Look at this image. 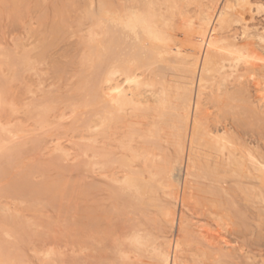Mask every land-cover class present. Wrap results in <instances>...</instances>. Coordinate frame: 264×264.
I'll list each match as a JSON object with an SVG mask.
<instances>
[{
  "label": "bare ground",
  "instance_id": "6f19581e",
  "mask_svg": "<svg viewBox=\"0 0 264 264\" xmlns=\"http://www.w3.org/2000/svg\"><path fill=\"white\" fill-rule=\"evenodd\" d=\"M257 1H259V3H256L254 1L252 2L251 0H207V2H204V0H53V1H51L52 4H50L49 6H47V7L44 6L45 8L42 7L44 9V11H42L43 13H41L42 14L41 19L38 22V24L39 23H40V25L43 24L42 28L44 30H40L38 25L36 26V28L38 27L37 30H36V28L34 29V27L32 25L31 26L33 28L32 27L30 28V30L34 29V31H33L34 33H31V34H33V35L37 34L36 36H38V34L40 33L39 37H41L40 40H38V42L36 41V43H35V40H33L34 43L33 42L32 43L34 45L29 43V44L34 46V47L33 46L31 47V45H30V49L35 48V50L36 49L39 50V48H36V46L39 47L38 45H40L42 43L40 45V47H42L41 48V51H42L41 56L42 57L40 56V54H36V58L38 57L37 55H39L41 57V59L45 56V54L48 52L47 50L50 49V47L55 43L56 39L58 38L57 35H59L61 37V36H64V34H65V36H66L68 30H70L68 32L71 33L72 30L70 27H72V29L73 28L76 29V28L80 27L79 30L77 29L79 32V33H77V35H79L80 32H84V33H82L83 35H80L81 39L79 41V45L82 44L83 46H85L84 47L85 49H82L84 51H83L82 56L80 57V60L78 62L79 68L78 67L76 68V69H78L76 72L77 74L75 73L73 75L75 77L77 76L76 79L74 80L76 82V84H75V86L77 87L76 89L85 88L84 91L82 90L83 93H85L84 95L81 93L77 94V96H79V97L83 95V97L80 98L81 104L79 105V107L80 106L84 107L82 110H84L85 107H87L86 110H88V107H89V111H92V108H94L95 111L91 112V115H93L95 118H91V117L86 118V116H85L86 120L83 119L81 121L82 118L80 119V117H78V121L80 119L82 124L85 126L84 132L86 131L89 134L86 135V132H85L84 135L81 134V136L83 135L82 136L83 138L79 137V138L85 140V142L83 141L84 143L83 142L80 143L82 145V147L80 145L78 148V150L81 149L80 153L83 155L82 156L83 162H82V160L81 161L79 160L81 154L78 155V157H76L77 159H75V162H76V160H79L81 162L80 164L81 165L83 164L85 166V167L82 166L83 170L84 169L88 170L90 167L94 171H97V170L99 171V170L105 169L106 166H107V168H109L108 166H110V168L108 170V171H110L109 173H106L105 172L106 170L103 172L106 173L105 175L114 184L110 193L108 194V198L103 197V195H101L102 194L101 193V194H96L95 199L93 197H91V200L93 201V203H95L97 205V207H100L104 204L103 202L105 200L107 202V199H108L110 201V204L113 203L115 205V208H116V206L118 207L119 205H123V204L127 205V208L131 207L132 201H133V204L136 202V204L138 203V204L143 205L141 212L144 216H147L146 218L144 216L143 217L145 219H147V221H148V219L150 220V221H148V223L150 225L152 223H154V224H152L153 227L151 225V228L155 227L156 229L160 230L164 226H169L171 229L174 228L175 226H176L175 228L178 227L177 233L175 232L176 229L174 231V229L171 230L169 228L171 231H174L176 233V234L174 233L175 234L174 237L172 235L173 233L170 234L169 236L164 235V237H159L161 235H159L157 233H153L150 230L151 228H149L148 224L142 223L144 220L140 221L141 223H139V221L137 220V221L130 222L128 225L124 224L125 226L122 225V227L120 225L119 226L120 229L118 231L116 230L117 231L116 232L115 228H114V226L116 225V222L112 223L113 217L111 216L112 214L110 212H109L110 214H108L105 211V213L107 215H109L107 217L106 215L103 214L104 212L101 213L102 211H100L96 208H93L96 205H94V206H92V208H90L91 207V206L89 207L90 204L89 205L86 204V206L83 204L84 206L81 208V214H80L81 217L80 218L82 219V222L84 223V228H82V225H81V228L83 229L81 232L82 234L81 233H78V234H81L82 239H84L85 245L82 244V245H84L83 246L84 249H82V251H85V249H88L87 251L89 252V253L87 252V254H86V257L89 259V261H87V259L85 260V258H83L84 261L82 260L85 264H87L85 261H87L89 263L91 261L90 264H108L109 262H110V264H112L111 262H113V264H133L135 260L138 262H139V260H141V262L143 260L147 261L148 259L145 260L144 256H146V258L148 257L151 260V263H148V264H187L189 261H196L195 259H197L198 254H199L198 259H199L200 263L198 262V260L196 262L199 264H201L202 261H205V260L207 261V258L205 256H207V257L209 256L210 259H211L210 256H213V258L215 259V260L213 259L214 261H212V259L210 261L208 260L209 262L207 261L206 264L207 263H211V264L213 263L214 264V262H215V264H219L221 262H223V264H228V263L231 264L230 262H228L229 260L231 262L234 261L235 264H254V262H255L254 261L255 260L254 259L255 258V252H254L255 249L252 248L254 250L253 251L252 249H250L251 247L249 248L250 250H252V256L254 255L253 257L250 255L251 251L249 249L247 250V252L250 251L249 253H242L241 251L243 249H241V246L242 245L245 246L246 243L245 244L241 243L240 250H239L238 246H237L238 240L236 241L234 239L236 241V243L234 241V243H233L234 247H233L231 245V242H228L230 239L227 241L228 237L223 236V234H225V233H223L222 237H221L220 228H219V232L217 233V237H216V234L211 233V234L215 235L213 237L209 232L210 228L206 227L208 225L207 223H206L207 224L206 226L205 225H199L200 223L198 221H201L200 219L196 222L195 221L192 222V220H194V218L193 219L189 218L190 217L189 216L187 218L192 219V220H189V219L184 217V215H183V208L184 207L183 206H185L184 204H187L186 206H189V204H188L189 202H186V200H187V198L192 199V197L195 194L194 193L195 191L193 192L194 194L191 193L193 196H191V194L189 193V192H191L190 191L191 190V188H190L191 182H190V184H188L190 186H188L186 184L184 186L185 188L182 187L183 189H181V190H183V193H182L183 196H180L179 193L176 192L178 189L176 190L175 187L176 186L178 187L180 183H178L179 178H177V182L174 180L175 175L173 176V180L178 185H176L174 187L175 189H173L172 186H170V185L176 184L171 178V175H172L171 173H175L172 171H177V170H175L176 165L179 167V163L182 164V162L185 159L186 167L188 166V168H187L188 170H190L189 168H191V170H193V168L197 169L196 167H198L197 171L200 170L199 175H198V181L202 180L203 183H201V181H199V182L193 181V182L198 184V185L204 184V186H201V188H199V189H201L202 192H204L205 194L208 193L213 198L207 194L206 195L204 193L202 194L200 192L201 190L196 188L197 185H196L195 189L194 188L193 189L194 190L198 189L197 191L200 192L199 195L205 196V197L202 196V198H204L203 200H205V198H207V196H208L211 199L210 200L208 199L207 201H210V202L215 201L221 207L229 204L230 207L229 206H227V207L230 208V210L229 209L227 210L224 206V208H225L224 212L226 213L227 211L228 212L230 211L231 215H228V213L224 214L223 210H222V212H223L222 214H224V216H228L229 219L231 217L235 218V219L231 218L232 220H234V221L231 220L232 222H235V220H236V222H238V223L235 222V225H232L231 224L232 222L229 219H228V221H230L231 223L226 222L227 220L225 221V219H223L224 216L221 215V217H220V214L217 215V213H219L220 211L219 212L212 211V213L210 212L211 215L215 213L213 215L214 217L219 216L218 217L219 219L222 218V223L220 222L221 225L224 224V225H226L225 227L228 226V228H229V224H227V223H230L232 227L238 226L237 229L241 228V230H242V228H243L242 232H244V230L247 226L244 227V224L242 222L239 223V221H241V219H238L239 216H237V215H241L240 218L245 217L243 219L244 222L249 220L251 223H253V221H255L256 217H257V219H258V217H259V219L261 218L260 219L261 221H262V217H263V220H264V206H263L264 205V203H263L264 202V152H263V150L261 151L259 148L256 149L254 147L255 145H257L259 143H257L255 141L257 144L254 145V143H253L254 140H252L253 135L251 136L252 138H250L252 140L251 144H249V138H248L247 144L250 145V147H248L247 144L245 143L247 140H244L245 137L247 136L246 133H248V132H245V134H244L243 133L244 131H242V132L240 131V133L243 135V137H244V135H246L244 137V139H241L242 135H240V133H239V135H236V133H235L236 129L233 128L234 127L233 125H231V126H233L232 127L233 129H227L226 126H224V124H223V122H225V124L227 123L225 120V119H227V117H233L234 118L235 114H237V117H240L243 119V123H242L241 119H240L241 122H237V121H239V120H237L239 118L236 119L237 125L235 126V128H237V126L241 124L242 127L239 126L240 130H243L241 128H243L244 125L246 128H248L250 126V128L252 129V127H251L252 125L250 123H249L250 124L249 126L246 125V124H248V122L250 120L252 122H254V120H255V122H256V120L259 118L258 123L257 122L255 123L256 126H258L260 121H262L264 119V116L262 118H260L261 116L258 117L259 114H261L263 111L260 109V106L258 104L259 103L264 104V102H263L264 93H263V95L260 94V96L255 94L256 98H257L256 99L255 95H252V92H248V89H246V88H249L248 84H247V87L245 86L246 88L244 86H241V85H243L241 83L242 82L244 83V81H245V80L243 81V79H247V78H250V79L253 78L254 79V77H253L254 75L255 76L259 75L260 77H258V78H261V75L264 72V55L262 53V51H264V50H261V52H260V53H262L260 56H263V57L259 58L260 57L259 54L256 55V53L252 50V48H250L251 46H253V48L255 50H258V48L256 46L257 44L264 45V44H262L264 42V27L262 29H259L258 27H256V25L254 27V25L249 24L250 21L246 19V18H249L252 21L254 20L255 15L252 16V14L254 13L253 8H254V11L255 10L258 11L257 13H260V11L264 12V4H263L264 0L262 1L263 3L261 2V0H257ZM13 2H11V3H13ZM190 4L191 5L194 4L195 7H194V5L191 7L192 8L194 7L195 9L190 8L191 9L190 10L189 8H186V7L190 6ZM182 10H185L186 14H182V13H184V12H182ZM187 10H188V12H187ZM191 11L193 13H190ZM176 12L182 14V15L180 14L181 17L179 16L180 17L179 22H177V20H179V17H178V13L176 15ZM189 13L192 15L189 16ZM175 15L177 16V18L175 17ZM183 15H184V17H182ZM173 19H175V20H173ZM182 22H184L185 25H183L184 23H182ZM180 25L181 26L183 25V27H182L183 30L180 28L181 27ZM236 25L239 26V27L237 26L238 28H236V30L240 29L239 34H236L235 33L236 30L233 31V29H232ZM184 26H185V29H184ZM177 28L178 29L180 28L179 30L181 31V36L183 39L180 37V32H178L179 30ZM75 29H73V30H75ZM81 29H82V31H81ZM38 30H40V31H38ZM77 30H75V31H77ZM36 32H38V33H36ZM231 32H233L234 34L231 35L232 34ZM29 34H30V32H29ZM31 37L32 36L30 35L29 38H31ZM178 37H180L181 40L178 39ZM25 38H24V40H25ZM19 39L20 38H18L17 41ZM253 40L255 41V43ZM22 41L23 40L18 41V42L20 43ZM77 41H76V43H77ZM18 42L14 41L13 44L17 45L15 47V49L17 52L18 51L21 52L20 55L15 50H14L15 53L13 52L12 48L14 49V47H12V48L9 47L12 50V51L10 49L8 50L10 52V54L7 50L3 51L5 49V47H3L4 49H2V52H4L3 53L4 56H2L3 54L0 52L2 54V55H0V58L2 56L4 61L1 58L0 60L2 62L0 61V65L8 66L11 69L15 65L16 69H18L17 71L16 70L15 71L18 73L20 71L19 69H21V68H22V70L24 69L23 67H24L25 63H27V65H28V64H30V62H32L30 65L31 66L33 65L34 67L30 66L31 67L30 68L29 65L27 67L30 70H33L32 68L36 69V66L34 65V56L31 54V53H33L32 52L33 49L32 50L28 49V46H27L28 44L26 45L25 43H23V44L21 43L22 47H20V48H22V49L17 48V47H19ZM24 42H26V41H24ZM252 43L255 45H252ZM26 46H27V49L25 48ZM254 46H256V47H254ZM263 47L264 46H262V48ZM82 50H81V52H82ZM5 52H8L7 53L8 55ZM11 52H13V54H11ZM38 52H40V50ZM35 53H37V51H35ZM5 56L8 58L9 61L11 59V61L9 62L7 60V58H5ZM256 56H258V59H260V60H258L256 58ZM31 57H33L32 61H30ZM46 57H50V56L48 55ZM46 57H44V58H46ZM52 59L50 61H52ZM42 60H44V59H42ZM7 61H8V65L6 64ZM57 61H59V60L57 59ZM76 61H78V60H76ZM40 62H42V61H40ZM52 62H54V61H52ZM10 63H12V64H10ZM45 63H46V61H45ZM67 63H69V62H67ZM67 63L64 62V64L68 65ZM21 64L23 66H20ZM61 64H63V62ZM9 65H11V67ZM57 67H59V65ZM12 70H14V68ZM25 71L26 70H24L23 72H25ZM58 71L59 70H57V72ZM16 72H14V73H16ZM64 73H66V72H64ZM37 74H38V72H37ZM0 76H2L1 80H3L4 76L3 75H0ZM260 81L263 82V80H260ZM7 83H8V81H7ZM211 83L213 84L214 87L217 88L216 90L214 89V92L212 95L216 101L218 100L217 101L218 103L220 101V97L222 99L221 102L223 103V101H224V98L222 97L223 95H226L227 101H229V100L231 101L232 104L230 103L229 106L234 105V102H235L236 105L243 107V105L246 102L247 108L244 107L245 109L244 108L240 109L239 106H236V105H235L236 107L235 106L234 107L240 109L239 111L241 112V116L242 115L244 116L245 115L244 113H250L251 112L252 115H251L250 120H248L249 119L248 118V119H246L247 122H245L244 118H246V117L245 116H244V118L241 117L239 115L240 112L238 113V111H237L235 114L230 112L232 108L224 109V110H228V112L225 111L226 113H225V115H223L224 111L221 112L222 107L219 106L220 104H216L215 100L212 97L210 99H212L214 101L213 105L216 106L215 108H218V109H215L216 114H218L220 111V113H219L220 116L218 115L220 118H218L217 115H216V118L220 119L219 120L220 123L223 121L221 123V124H223V126L222 125L221 126L224 127V129H221L218 127H213L214 125L217 126L215 121H214V123H215L214 125L212 122L213 126L207 124V123H210L209 122L210 118H208L209 116L203 117V115L207 116L205 114L208 112L205 110L206 108L203 105L205 102H202V100L207 99V98H203L204 97L203 95L206 93L205 91L207 89H210L209 91H213V89H211V87H212ZM237 84H239L241 86V88H243L241 91L239 90L240 86H237ZM208 85L211 87L209 88ZM244 85H246V84H244ZM232 86L233 87L235 86L234 88H236V86H237L238 90L237 89H235V90H236V92L240 93V96H242L243 93L245 94V92L248 93V94L243 95V97H241V99L243 98V100H242L244 103L243 105L238 104L239 103L238 99H236V101H235V98H234V101L231 100V99H233L232 97L235 94L232 95V97H231V95H229L228 93L231 92V94H233L234 90H233V88H231L232 90H228V89H229V87H232ZM72 87H73V85H72ZM71 89H73V88H71ZM50 90L52 91V89H50ZM227 90L230 92H227ZM243 90H245V92ZM46 91L47 90H43L44 93H46ZM250 91H252L251 88H250ZM70 92H71V90H70ZM71 93H73V92H71ZM49 94H51V93H48V95ZM221 94H222V96H221ZM2 95H4V94H2ZM2 95H0V105H2L1 103H5L1 106L2 108L3 107L5 108L7 106V101L3 100L4 98ZM251 95L254 96V98L253 97L252 98L255 99V101L251 100L252 99ZM68 96H67V98H68ZM245 96H246V98H244ZM45 97L47 98V95ZM53 97H50L52 101L50 100V98H49L48 102H47L48 99L47 100L45 99L46 101L42 100L47 105H44L43 104L44 102H42L39 105L41 106L43 104V106H41L39 110L37 107L36 110L39 111V114H37V115H41L42 119L46 118L47 114H50L49 111H52L51 110L52 108L50 107L51 105H49V103L54 101ZM55 99H56V97H55ZM58 99H60V97ZM72 99H73V97H72ZM75 99H77V98H75ZM80 99H78V100H80ZM205 100H203V101H205ZM63 101H65V100H63ZM242 101L240 100V103ZM257 102H259V103H257ZM72 103L75 104V103H78V101L77 102L72 101ZM52 104H54V103H52ZM71 104H70V106H71ZM24 105L25 104H23V106ZM26 105H25V108H26ZM27 107L30 108L28 105H27ZM203 107H204V109H203ZM128 108H130V109H128ZM235 108H233V109L235 110ZM126 109L128 110V113L126 112ZM28 110L29 109H26V112ZM77 110H78L77 108H76V110H74L77 112V113L74 112L75 115H78ZM129 110H131L132 113H134V112L138 113V114H136V116L138 115V117L135 116V113L129 114V112H130ZM30 111H34V110H29V112ZM138 111L139 112L141 111V113H139ZM123 112H124V114H123ZM125 112L127 114H125ZM229 112L234 114V115L230 114V116H229V114H228ZM150 113H152V114H150ZM144 114L145 115L147 114L146 116H148V114L150 116L152 115V117H151L152 119H150V120L148 119L150 116L147 118L149 121H152V124H153V122H155L156 119H159V122H161L162 127H163L160 131L161 135L163 137L162 139H164L165 143L167 141L168 144L170 142V143L175 145V146L173 145L174 147L172 146V148H175V151H176V156L174 155L175 158H172V156H169L167 154L166 150H167L168 146H167L166 150L164 148L162 149L163 146L161 148H159L161 150V152L159 149H157L158 153L156 150H154L155 147L152 149L154 151H152L151 150V146L153 145L152 143L151 144H142V145H140V143H139L140 146L139 145L135 146L136 144H134V147H137L136 149H138L137 150L138 152L136 154H130L126 150H123L127 146L125 147L122 145L125 148L121 147L120 154H119V151H117L118 149L114 148L115 146L113 145L114 144V140H113L114 138L113 137L116 136V133L118 132L117 129L119 128L116 126H118V125L122 126L121 124H123V126H124L125 122H126V125L124 127L128 128L131 125L130 122H132V120H133L130 118V115L131 116L134 115V117L133 116L132 117L136 118L138 121V120H140V118H139L140 115H142L141 118L145 119L146 116ZM253 114L254 115L257 114L258 116H255V119H254L252 117ZM262 114H264V113H262ZM221 115H223V116H221ZM226 115H228V116H226ZM63 116H65V114H61L60 117L58 115V117H59L58 120L59 119L62 120ZM143 116H145V117H143ZM224 116H226V118ZM246 116H247V114H246ZM33 117L35 118L36 116L34 115V116H32V118ZM127 117H129L131 119V121ZM202 117L204 118V122H201ZM247 117H250V115H248ZM39 118H40V116H39ZM63 118H65V117H63ZM205 118H208V119L206 120ZM216 118L213 120H216ZM233 118H230V119H233ZM54 119H56V118H54ZM73 119H74V117H73ZM75 119H77V118H75ZM136 119L133 120L132 124L134 123V121ZM234 119L231 121L235 122ZM216 121H218V120H216ZM263 121L261 122L262 126L264 125ZM56 122H57V120H56ZM139 122H140V124H142V127H144L145 124L147 123V122H144L141 120ZM219 122H217L218 125H220ZM42 123H43V126H45V123L44 122H42ZM229 123H232V122H229ZM0 124L3 125L2 123H0ZM35 124H38V126H39V123L35 122ZM143 124H144V126H143ZM147 124H149V123H147ZM255 124H253L254 129L252 130V133H255L253 131H256L255 130V128H256ZM40 126H42V125H40ZM53 126H51V127H53ZM229 126H230V124H229ZM231 126L230 127L227 126V127L231 128ZM262 126H261V128H263ZM146 127L147 126H145V128H143V129H148ZM239 127L237 129H239ZM8 128H10V126ZM8 128L7 127L0 128L1 129L0 132L5 133L4 138H1V136H0V138H1L0 139V153H1V157L4 156V158H5L4 162H3V163H5V165H3L4 167L0 168V170H2L1 171L2 174L0 173L1 174L0 183L1 184L4 183L6 191L9 194H12L10 196H13V197L17 196L18 198L22 197L24 200L21 199V201H24V202L25 201L28 202L29 198L26 199L27 194L28 195L33 194L36 197V200L38 198H39V200H41L42 196L45 194H48L47 196H49L50 200H53V201L54 200H63V199L66 200V198H70V196L68 197L70 190L67 189L69 187H66V186H69L70 184L68 185L67 180L65 178H63L62 176H60L59 178H56L55 181H50V179H46L44 181H37L36 182L33 180L34 179V172L33 171L31 173L29 170H27L26 173L25 172L20 173V172L14 171V169L16 167L18 168L19 166L20 167L23 166V165H19L20 162H21V164L23 161L25 162L26 157L24 158L23 157L24 155L23 156L21 155L22 154L21 150L24 148L23 144L27 143V140L24 137H23L24 140H18L16 138H14L15 133H13L12 130H10V129L8 130ZM257 129H259L261 132L260 128L257 127ZM44 130H46V128ZM48 130L49 129L47 128V131ZM230 130H235V131H233L235 136L233 135L232 131L231 132H232L233 136L229 134ZM237 131H239V130H237ZM165 132L168 133V134H166L167 136L165 135ZM263 132L264 131H262V133ZM36 133H38L37 130H36ZM36 133H34V132L31 134H25L24 133V134H22V136L27 135L29 137V135L32 136V134H36ZM146 135H148V134H146ZM228 135L231 137H229ZM27 136H25V137H27ZM239 136H240V139L243 140L242 144L244 145V143H245L244 146L242 144H240V140H238ZM255 136H257V135H255ZM234 137H235V139H234ZM249 137H250V134H249ZM257 137H255V140L257 139V141H258L259 137L258 138ZM260 138H261V135H260ZM34 140L35 139H33V141ZM138 140L139 139L137 138V142H140ZM55 142H57L55 145L59 146L60 141L57 140ZM58 142H59V144H58ZM134 143H136V142H134ZM144 143H147V142H144ZM61 145H62V143H61ZM61 145H60V147H58V149H56L54 147L55 149L53 151L55 152V150H56V152H55L56 154L52 151V155H50V156H54L53 154H55L57 156V153L60 151H62L61 153L63 155V153L65 154L67 151L66 155H64L66 157V160H67L68 159L67 157H69V155L71 153L70 152H69L70 154L68 153L69 148L67 149L65 147L64 149H66V150H64L63 149L64 146L61 147ZM92 145L98 147V150H100L99 154L96 155L94 152H92V150H90V147ZM26 146L27 145H25V147ZM251 146H253V148ZM6 147H8L7 150H6ZM117 147H119V145ZM57 150H58V152H57ZM82 150H83V152H82ZM121 150H123V151H121ZM56 156H54V157H56ZM101 156L103 158L104 157L106 158V161H104L103 163H100L98 161L93 160V158L97 157L99 159ZM22 157H23V160H22ZM43 157H44V155H43ZM200 157H202V158H200ZM50 158H49V160H50ZM60 158H62V156ZM141 158L144 159L143 162H141L142 164L144 163V161L145 162L147 161L148 162L147 167L155 169L161 173H164V175H166L167 177H170L168 179L172 180V184H170V185L168 184L169 187L166 186L167 188L171 187V189L169 191V189L166 188L168 191L166 189L164 190V192H163L164 196L163 195L161 196V194H159L160 191H162L161 186L157 182L154 183V181L152 180L153 179L152 176L155 175L154 172L149 176L148 173L146 172L145 166L141 165L142 166L141 167L138 164L137 161H138V159L142 160ZM199 158L202 161H200ZM18 159H20V160H18ZM44 159H45V161L47 160V158H44ZM52 159H54V158H52ZM52 159H51V161L47 160L46 162H44V161L40 162V164H39V162L35 163V165H33V166H32V164H30V162H28L27 168H29L28 166H32L34 168L39 166L43 172H46V171L49 172L51 169L53 171V168L54 169L58 168L60 170L62 169L65 172L68 170L72 171L68 168V166L64 167L65 165L62 163L63 160H61V159L52 160ZM0 161H3V160L0 159ZM17 161H18V163H17ZM195 161L199 162V163H197L198 166L196 165ZM116 165H119V167H115ZM137 166H139L140 168ZM87 167H88V169H87ZM34 168H32V169L35 171ZM73 168L74 167H72V169ZM135 168H137V169H135ZM65 169H67V170H65ZM83 172H85V171H83ZM179 172H181V168H180ZM185 172H187V170ZM189 172H187V173H189ZM192 172L193 171H191L190 174ZM46 174H47V172H46ZM46 174L44 173V176H43L44 178H45ZM60 174H61V172H60ZM192 174H194V173H192ZM233 174H235V175H233ZM162 175L163 174H161V176ZM229 175H230V177H228ZM47 176H48V174H47ZM47 176H46V178H50V176L49 177H47ZM200 176L202 177V179ZM232 177H238L239 179L236 181L233 180L234 182L232 181L231 185H229L227 182L228 185H226L225 184L226 180L228 181V178L230 179ZM158 178H162V177H158ZM196 178H197V176H196ZM204 179L207 180V183H205L206 181L204 182ZM99 180H101V178ZM158 180H160V179H158ZM243 180L244 181L246 180V183ZM247 180H249V181H247ZM94 182H93V184H94ZM165 182L171 183L170 180L169 181L166 180ZM188 182L184 181V183H188ZM5 183H6V185H5ZM85 183H82V188L80 190L79 195L88 197V196H90V194H92V192H90V191H92L91 190L92 187L90 186L92 183L90 182L91 184L89 183V185L87 183H86V185H83ZM184 183H183V185H184ZM199 183H201V184H199ZM235 183H237V184H235ZM98 184L104 185V183H102V184L98 183ZM247 184L249 186H247ZM211 185L213 187H211ZM234 185H235V188H237V186L239 185L238 189L240 192H238V189H237V191H235V188L231 189V186L234 187ZM63 186H64V188H63ZM106 186H109V185H106ZM186 186H188V187H186ZM192 186H195V184ZM227 186H230V188ZM189 188H190V190H189ZM101 189H102V187H101ZM101 189L100 188L98 189L99 190L98 193H100ZM230 190L231 191L233 190V192H232L233 196L227 197L231 193V192L229 193ZM252 190H254L255 192L253 193ZM6 191L4 193H6ZM97 191H96V193H97ZM234 191L236 193H234ZM2 192H3V190L1 191V193ZM54 192H57V193L54 194ZM187 192L190 194L191 198L187 197V196H189V194ZM241 192L244 193V194L242 193L244 198L240 194ZM4 193H2V194H4ZM70 193L72 194V192H70ZM252 193H253V195H256L255 198L252 197ZM234 194H238V196L236 197V195H234ZM245 194L248 198L245 197ZM92 195L94 196V194H92ZM156 195H159L162 198L159 200V198H158L159 196L156 197ZM239 195H241L240 197L243 198L244 200L240 199V202H238V198H240ZM182 197H183V199H182ZM226 197H227V199H226ZM245 198L248 199L247 200L248 202H244V201H246ZM249 198H252L253 202L250 201L251 199H249ZM31 199L33 200V198H31ZM31 199H30V202H28L31 204V205L29 204L30 207L31 206L35 207L37 204H39V207L42 205L43 199L41 200V203H37L39 200L36 203H35L36 200H34V202L33 201L31 202ZM84 199H86V198H84ZM254 199H256V200H254ZM259 199H260V202L263 201V202H261L263 204L259 203ZM88 200L90 201V198ZM157 200L159 202H156ZM180 200L182 202L180 207H182V208H180L178 210H180V212L182 210V212L181 213L178 212L179 213L178 214L177 213V208H178L177 205L178 206L180 205V203L178 204V201H180ZM236 200H237V202H236ZM241 200H242L244 205L242 204ZM230 201H231V203H229ZM249 201L251 204H254L257 201L256 203H259L260 205L259 204L258 205L260 207L258 205L255 206L256 203H255V205H250ZM232 202H233V204H234V202H236L237 206H234L236 204L233 205ZM204 203H206V202H204ZM238 203L239 204L241 203L244 207L238 206ZM247 204H249L248 207L250 208V211L254 210L256 207V210H254V211L259 212L258 214L256 212L257 216L254 215L255 214L254 212H253V214L251 212H249L248 214L251 213L252 217L254 216V218H252V219H248V217L246 216V215H248L246 213V209L248 208V207L246 208ZM4 206L2 207L3 208L2 211H5V209L8 208V207H6L8 205L5 206L6 207L5 209H4ZM103 206H105V205H103ZM103 206H102V208H103ZM151 206L156 207V211L159 214V216H158V214L156 213V216H157L156 218H152L150 216V215H152L151 211H150L151 209L149 208ZM232 206H234V207H232ZM252 206L253 207L255 206V207L251 209ZM30 207H28V208L30 209ZM41 207H43V206H41ZM106 207L112 208V206H106ZM238 207L239 208L241 207V209H239ZM113 208L111 209L112 212L116 211V209L114 210ZM139 208L141 209V207H139ZM146 208L147 209L149 208V211L146 210ZM185 208L188 209L190 207H185ZM185 208H184V213L186 212L185 210H187ZM236 208H237V210L234 211L233 209H236ZM32 209H34V208H32ZM140 209H138V211ZM248 209H247V211H248ZM8 210L9 209H7L6 211H8ZM35 210H36V207H35ZM39 210H41V209H39ZM231 210L233 211V213H231L232 212ZM17 211L18 210H16V212ZM12 212H13V209H12ZM1 213H4V212H1ZM10 213H8V215ZM126 213H128V212H126ZM232 214H233V216H232ZM234 214H235V217H234ZM242 214H243V217H242ZM19 215H21V214H19V213L14 214L15 219L17 217L18 219L20 218V221L24 220V218L22 216H19ZM42 215H39L40 218ZM131 215L133 216V214H131ZM136 215L138 216V214H136ZM186 215H187V213L185 214V216ZM116 216L117 215H115V217ZM3 217H5V216L3 215ZM6 217H7V214H6ZM1 218L2 217H0V222L4 223V222H2L4 218L3 219H1ZM21 218H23V219H21ZM31 218H33V217H31ZM117 218H119V217H117ZM133 218H131V219H133ZM30 219H28V221H30ZM138 219L141 220L140 218H138ZM257 219L254 223L259 221V219L258 220ZM4 220L6 221V218ZM26 220H27V217H26ZM114 220H116V219H114ZM9 221H11V218H10V220L7 221L11 225L14 222V219H12V223ZM125 221H127V220L125 219ZM151 221H152V223H151ZM261 221H260V225H261ZM23 222H25V220ZM23 222L21 221L20 223H23ZM38 222H40V221H38ZM262 222H264V221H262ZM16 223H17V221H16ZM50 223L51 222H49L48 224L50 225ZM251 223L248 222L247 225H249ZM257 223H259V222H257ZM9 224H7V225H9ZM26 224L29 225V223H26ZM262 224H264V223H262ZM13 225H14V223H13ZM224 225L220 226V227H224ZM23 226H22V228H23ZM252 226H254V224ZM11 227H13V226H11ZM77 227H76V229H77ZM249 227H251V225ZM262 227H264V226L263 225L259 226V228H262ZM81 228H80V230L78 229L79 232L81 231ZM127 228H128V230H126ZM155 228L153 230H156ZM228 228H226V229L228 230V233H230V234L232 231H234L233 235H234V233L235 234H237L238 232L240 233V229L238 232L237 231L235 232V230L233 228L231 229L232 231H230ZM255 228H257V227H255ZM4 229L5 230L3 232L6 233L7 236L12 235L8 228H4ZM30 229H29V231H30ZM163 229H161V230H163ZM248 229L249 228L247 227L245 232L248 231ZM261 230H263V229H261ZM256 231L257 232L259 231L258 233H259V236L261 235L260 237H262V235L264 236V233L260 234V230L256 229ZM118 232H120V234ZM242 232H241V234H237V235L238 236L242 235V239L244 240L248 236V234L246 233L247 234V235L245 234L246 237L244 236V238H243L244 234H242ZM261 233H262V231H261ZM117 235H118V237H117ZM253 235H255V234H253ZM42 236H44V235H42ZM238 236H236V237L239 240H241V237H238ZM31 237H33V236H31ZM215 237H216V243H218V244L215 243ZM219 237H221V240ZM224 238H226V239H224ZM77 240H79V239H77ZM193 241L196 242V244H193L194 243ZM241 242H243V241H241ZM185 243H187L188 245L191 244L192 246H188ZM106 244L110 245L107 247V249L108 248H109L108 250L111 249V251L113 253L112 257H110V253H108L106 256L105 253L108 251L103 253V250H104L103 248H104V245H106ZM184 244L186 247H188L189 251L191 248H193V250L190 251L192 254L190 252L187 253L188 255L186 254V251H188V250H186L187 248L184 246ZM215 245H217V246H215ZM249 245H250V243H249ZM193 246L196 247V251L198 252V254L196 253L197 256L194 254L195 248ZM3 248L4 247L2 246L1 250ZM5 249H3V250L5 251ZM90 249L92 250V252ZM93 251L94 252H100V253H96L97 255H94ZM244 251H246V250L244 249L243 252ZM1 252H3V251H0V254L2 255ZM4 253H6V252H4ZM50 253L52 254L51 250L47 252L48 255H51ZM88 254H92V255L89 256ZM4 255H7V253ZM183 255H186L187 257L193 256L196 258L191 257V259H189L187 262V259H184L187 257H184ZM44 256H46V255H44ZM1 257L2 256H0V264H10L5 260V257H3V258H1ZM90 257L92 260L90 259ZM113 257H114V259H113ZM141 257H142V259H140ZM200 257L201 258L203 257V259H201ZM102 259H104V263H103ZM108 259H110L112 261H110ZM200 259L202 261H200ZM239 259L241 261H239ZM252 259H253V263H252ZM14 260H17V259H14ZM105 260H107V261L105 262ZM216 260L219 262L217 263ZM17 261H19V260H17ZM144 261L142 263H145ZM11 262L14 263V261H11ZM61 262H63V261H61ZM77 262H78V260H77ZM83 262H79V263H83ZM184 262H187V263H184ZM225 262H228V263H225ZM204 263L205 262H203L202 264H204ZM135 264H137V262ZM189 264H191V263H189ZM232 264H234V263H232ZM255 264H258L257 261L255 262ZM262 264H264V263H262Z\"/></svg>",
  "mask_w": 264,
  "mask_h": 264
},
{
  "label": "rangeland",
  "instance_id": "374dc122",
  "mask_svg": "<svg viewBox=\"0 0 264 264\" xmlns=\"http://www.w3.org/2000/svg\"><path fill=\"white\" fill-rule=\"evenodd\" d=\"M16 3H14V2ZM51 1H53V0H0V52L3 54L4 52H2V49H4L3 47H5V49L3 50V51H5V50H9L10 48H12V47H14V49L12 48V50H13V52L15 53V51H16V49H15V47L17 46V45H14L13 43H14V41H16V42H18V41H21V40H23L22 42H18V46L19 47H17V48H20V47H22V45H21V43L23 44V43H25L27 46H28V49H30V45L31 44H33L34 43V41L33 40H35V43H36V41L38 42V40H40V38L41 37H39L40 36V33L38 34V36H36V35H33V34H31V33H34L33 31H34V29L36 28V26L38 25V27H39V29L40 30H44L42 27H43V24L42 25H40V23L38 24V22L40 21V19H41V13H43L42 11H44V9L42 8V7H47V6H49L50 4H52V2ZM252 2L254 1V2H256V3H259V1H255V0H251ZM263 0H261V2H262ZM11 2H13V3H11ZM204 2H207V0H204ZM43 3V4H42ZM263 3V2H262ZM14 4V5H13ZM42 4V5H41ZM264 4V3H263ZM11 5V6H10ZM13 5V6H12ZM194 4H190V6H188V7H186V8H192L191 6H193ZM255 5V4H254ZM5 6V7H4ZM41 6V7H40ZM187 6V5H186ZM44 7V8H45ZM194 7H195V5H194ZM192 8V9H195V8ZM185 8V7H184ZM191 10V9H190ZM193 11V10H192ZM190 12V13H193V12ZM260 11V10H259ZM182 12H184V13H182V14H186V12H185V10H182ZM187 12H188V10H187ZM253 12L255 13H253L252 14V16H254L255 15V17H254V20L252 21L251 19H249V18H246L247 20H249L250 22H249V24H253L254 25V27H255V25H256V27H258L259 29H262L263 27H264V12H261L260 11V13H257L258 11L257 10H255L254 11V8H253ZM177 13L178 12H176V15H177ZM189 13V16L190 15H192V14H190ZM180 14L181 13H178V17L180 16ZM181 14V15H182ZM175 15V17L177 18V16ZM181 17V16H180ZM180 17H179V20H177V22H179L180 21ZM182 17H184V15L182 16ZM253 18V17H252ZM10 19V20H9ZM262 19V20H261ZM173 20H175V19H173ZM2 22V23H1ZM182 23H184V22H182ZM255 23V24H254ZM36 24V25H35ZM34 27V29H31L30 30V28L32 27V26ZM35 25V26H34ZM183 25H185V23L183 24ZM183 25L180 27L182 30H183ZM74 26V25H73ZM238 25H236L234 28H232L233 29V31L234 30H236V28H238L237 27ZM32 27V28H33ZM38 27L36 28V30L38 29ZM75 27V26H74ZM78 27V26H77ZM178 27V26H177ZM71 28V30L73 31H71V33L70 32H68V31H70V30H68L67 31V35L65 36V34H64V36H59V35H57L58 36V38L56 39V41H55V43L50 47V49H48L47 51V53L45 54V56L44 57H46V56H50V57H46V58H42V59H44V60H42L41 59V48L42 47H40V45L42 44H40V45H38L39 47H37L36 46V48H39V50H40V52H38L39 50H35V48H31L30 50H32V52L33 53H31L33 56H34V65L36 66V69H34V68H32L33 70H30L27 66L29 65V67L31 66L30 64L32 63V62H30V64H28L27 65V63H25L24 64V69L22 70V68L21 69H19L20 71L17 73L16 71L18 70V69H16V67H15V65H14V67H12V69L14 68V70H12L11 68H9L8 66H5V65H0V75H3L4 77H3V80H1L2 79V76H0V95H2V94H4V95H2L3 96V100L4 101H7V108L5 107H1L3 104H5V103H1L2 105H0V123H2L3 125H1L0 124V128H2V127H9L10 126V128H8V130L10 129V130H12V132L13 133H15V137L14 138H16V139H18V140H24L23 139V137L27 140V143H24L23 145H24V148L21 150V155L25 158V162L23 161L22 162V164H21V162H20V164L19 165H23V166H19L18 168L16 167L15 169H14V171H16V172H22V173H26L27 172V170H29L30 171V173L33 171L34 172V181H44V180H46V179H50V181H55V179L56 178H59L60 176H62L63 178H65L66 180H67V184L69 185V186H66V187H69V188H67V189H69L70 190V192H72V194L69 192V195H68V197L70 196V198H66V200L65 199H63V200H50V197L49 196H47L48 194H45V195H43L42 196V198H41V200L43 201L42 202V205L41 206H43V207H39V204H37L35 207H36V210H35V207H33V206H31L32 208H34V209H32L31 207H30V203H28V202H30V199L31 198H33V200L31 199V202L33 201L34 202V200H36V197L32 194V195H26V199L27 198H29L28 199V202L27 201H21V199L22 200H24L22 197H13V196H10V195H12V194H9L7 191H6V189H5V186H4V183L3 184H1L0 185V195L2 196H0V217H2L1 219H5L6 218V221L3 219V221L2 222H4V223H1L0 222V251H3V252H1L2 253V255L0 254V256H2L1 258H3V257H5V260L8 262V263H10V264H12L13 262H11V261H14V263L13 264H78L79 262H83L84 261V259L83 258H85V260L87 259V261H89V259L86 257V254H87V250L88 249H85V251H82V249H84V239H82V237H81V232H82V228H84V223L82 222V219L80 218L81 216H80V214H81V208L85 205L86 206V204H90L89 205V207L90 208H92V206H94V205H96L95 203H93V201L91 200V197H93L94 199H95V197H96V194H101V195H103V197H105V198H108V194L110 193V191H111V189H112V187H113V182L112 181H110V179L105 175L106 173H109L110 171H108L109 170V168H110V166H108L109 168H107V166L105 167V169H102V170H97V171H94L93 169H91L89 166V169H88V167H87V169L88 170H83V167L82 166H84L83 164L81 165L80 163V161L82 160V162H83V159H82V154L80 153L81 152V149H79L78 150V148H79V146L81 145L80 143H82L83 141L85 142V140L84 139H81V138H79V137H82L84 134H85V132H84V125L82 124V120L83 119H85L86 120V118H89V117H91V118H95L93 115H91V112H93V111H95V109L94 108H92V111H89V107H88V110H86L87 109V107H85V109L84 110H82L84 107H79V105L81 104L80 102H81V99L80 98H82L83 97V95L85 94V93H83V91H84V89L85 88H78V89H76L77 87L75 86V84H76V82L74 81L75 79H76V77L73 75V74H75L76 72H77V70L78 69H76L77 67H78V62H79V60H80V57L82 56V53H83V51L84 50H82V49H85L84 47L85 46H83L82 44L81 45H79V41H80V35H83L82 33H84V32H80V34L79 35H77V33H79L78 32V30H79V28H73V29H75V30H77V31H75V30H73L72 29V27H70ZM179 28V29H180ZM178 29V28H177ZM178 29V30H179ZM184 29H185V26H184ZM40 30H38V31H40ZM81 31H82V29H81ZM29 32H30V34H29ZM178 32H180V37L182 38V36H181V31L179 30ZM28 33V34H27ZM36 33H38V32H36ZM69 33V34H68ZM232 34L231 35H233L234 33L233 32H231ZM236 34H239L240 33V29L239 30H236V32H235ZM30 35L32 36L31 38H29L30 37ZM42 35V34H41ZM61 35V34H60ZM21 36V37H20ZM25 38V40H24V38ZM20 38L18 41H17V39L18 38ZM82 37V36H81ZM180 37H178V39H180L181 40V38ZM240 37V36H239ZM39 38V39H38ZM183 39V38H182ZM78 40V41H77ZM24 41H26V42H24ZM74 41V42H73ZM76 41H77V43H76ZM254 41V40H253ZM33 42V43H32ZM40 42V41H39ZM29 43H31V44H29ZM73 45H72V44ZM254 43H255V41H254ZM258 43V42H257ZM260 43V42H259ZM16 44V43H15ZM39 44V43H38ZM262 44H264V42L262 43ZM14 45V46H13ZM21 45V46H20ZM34 45V44H33ZM33 45H31V47L33 46ZM78 45V46H77ZM252 45H255V44H253L252 43ZM24 46V45H23ZM27 46L25 47L26 49H27ZM83 46V47H82ZM251 46V45H250ZM257 46V48H258V50H255L254 48H253V46H251L250 48H252V50L256 53V55H258L259 54V56L263 53V55H264V51H262V53H260L261 52V50H264V47L262 48V46H264V45H259V44H257L256 45ZM256 46H254V47H256ZM10 47V48H9ZM34 47V46H33ZM20 49H22V48H20ZM11 50V49H10ZM11 50V51H12ZM15 50V51H14ZM18 50V49H17ZM37 51V53H35V51ZM70 50V51H69ZM81 50H82V52H81ZM22 51V50H21ZM29 51V50H28ZM257 51V52H256ZM9 52V51H8ZM8 52H5L6 54L8 53ZM13 52H11V54H13ZM17 52V51H16ZM24 52V51H23ZM74 52V53H73ZM0 53V55H2ZM17 53H19V55H20V53L21 52H17ZM16 53V54H17ZM73 53V54H72ZM5 54V55H6ZM9 54H10V52H9ZM36 54H40V56L39 55H37L38 57L36 58ZM8 55V54H7ZM6 55V56H7ZM22 55V54H21ZM31 55V56H32ZM59 55V56H58ZM61 55V56H60ZM70 55V56H69ZM79 55V56H78ZM2 56H4V54L2 55ZM2 56H1V58H2ZM5 56V58H7ZM54 56V57H53ZM58 58H57V57ZM75 56V57H74ZM79 58H78V57ZM54 59H52V58ZM56 57V58H55ZM70 57V58H69ZM261 57H263V56H260L259 58H261ZM0 58V59H1ZM36 58V59H35ZM49 58V59H48ZM71 60H69V59ZM256 58L258 59V56H256ZM3 59V58H2ZM39 59V60H38ZM52 59V61H54V62H52V61H50ZM57 59L59 60V61H57ZM78 60V61H76V60ZM7 60H8V58H7ZM33 60V57H31L30 58V61H32ZM56 60V61H55ZM61 60V61H60ZM258 60H260V59H258ZM1 61V60H0ZM3 61H4V59H3ZM9 61V60H8ZM8 61H7V65H8ZM10 61H11V59H10ZM9 61V62H10ZM40 61H42V62H40ZM45 61H46V63H45ZM2 62V61H1ZM6 62V61H5ZM4 62V63H5ZM39 62V63H38ZM51 62V63H50ZM59 62V63H58ZM63 62V64H61ZM64 62L65 63H67V62H69V63H67L68 65H66V64H64ZM50 63V64H49ZM75 63V64H74ZM10 64H12V63H10ZM37 64V65H36ZM47 64V65H46ZM72 66H71V65ZM51 65V66H50ZM59 65V67H57V66ZM65 65V66H64ZM75 65V66H74ZM10 67H11V65H9ZM20 66H23L22 64L20 65ZM27 68H26V67ZM49 66V67H48ZM31 67H34L33 65L31 66ZM30 67V68H31ZM67 67V68H66ZM20 68V67H19ZM56 68V69H55ZM79 68V67H78ZM28 69V70H27ZM41 69V70H40ZM63 69V70H62ZM12 70V71H11ZM16 70V71H15ZM22 70V71H21ZM24 70H26L25 72H23ZM39 70V71H38ZM57 70H59L58 72H57ZM61 71V72H60ZM14 72H16V73H14ZM37 72H38V74H37ZM64 72H66V73H64ZM46 73V74H45ZM62 74V75H61ZM77 74V73H76ZM15 77H14V76ZM22 75V76H21ZM254 75V74H253ZM263 76V77H262ZM9 77V78H8ZM73 79H72V78ZM254 77V79L253 78H247V79H243V81H244V83L242 82L241 84H243V85H241V86H246L247 87V84H248V86H249V88H246V89H248V92H252V95H259L260 96V94L261 95H263V93H264V72H263V74L261 75V78H258V77H260L259 75L258 76H253ZM8 80H7V79ZM24 80V81H23ZM260 80H263V82H261ZM7 81H8V83H7ZM5 82V83H4ZM75 82V83H74ZM255 83V84H254ZM52 84V85H51ZM244 84H246V85H244ZM262 84V85H261ZM66 85V86H65ZM72 85H73V87H72ZM210 85V84H209ZM208 85V86H209ZM53 86V87H52ZM212 86V87H211ZM211 86H209V88L211 87V89H213V91H209L210 89H205L206 91V95L204 94L203 96V98H207L206 100L205 99H203V100H205V101H203L202 100V102H205L203 105L205 106V110L208 112V113H206L205 115H207V116H204L203 115V117H208V118H210L209 119V122L211 123H207V124H209V125H211V126H213L215 123H214V121L216 122V125L217 126H213V127H218V128H221V129H224V127H222L223 126V124H224V126H226V128L227 129H236V131L237 130H239V131H235V130H230L228 133L230 134V135H232V132L233 131H235V133H236V135H239V133H240V131L242 132V131H244L243 133L245 134V132H248L249 134H250V137H249V134L248 133H246L247 134V136L246 135H244V137H245V139H244V137H243V135L240 133V135H242V138L241 139H244V140H247L245 143L247 144L248 143V138H249V144H251L252 142V140H254V145L255 144H257V143H259V144H257V145H255L254 147L257 149V148H259L261 151L263 150V152H264V132L262 133V131H264V125L262 126L261 125V122L264 120H262V121H260V125L263 127V128H261V126L258 124V126H256V122L258 123V119L256 120V122H255V116H258L257 114L256 115H254L253 114V120H254V122H252L251 120H250V118H251V115H252V113L250 114V113H244L245 115V117L246 118H244V116L242 115L241 116V112L239 111L240 109H243L244 107L245 108H247V106H246V102H245V104L243 103V98L241 99V97H243V95H245V94H248V93H246L245 92V90H243L244 92H245V94L243 93V95L242 96H240V93H238V92H236V90L235 89H237V86H240L239 84H237V86H236V88H234L233 86L232 87H229V89L228 90H232L231 88H233V90H234V92H233V94H231V92L230 91H228L227 90V92H230V93H228L229 95H231V97H232V95H234L232 98L233 99H231V100H233L234 101V98H235V101H236V99H238V101H239V103L238 104H241V105H243V107L242 106H239V105H236L235 104V102H234V105H232V106H229L230 105V103H231V101L229 100V101H227V99H226V95H223L222 96V94H221V96L224 98V101H223V103L221 102L222 101V99H221V97H220V101H219V103L215 100V98L213 97V92H214V89L216 90L217 88L216 87H214L213 86V84L211 83ZM241 86H240V91L243 89V88H241ZM262 86V87H261ZM41 89H40V88ZM52 87V88H51ZM75 87V88H74ZM43 88V89H42ZM71 88H73V89H71ZM244 88V89H245ZM250 88H251V90L252 91H250ZM50 89H52V91L50 90ZM263 89V90H262ZM43 90H47L46 91V93H44L43 92ZM70 90H71V92H75L74 94L73 93H71L70 92ZM80 90V91H79ZM83 90V91H82ZM238 90V89H237ZM258 90V91H257ZM239 91V92H240ZM48 93H51V94H49L48 95ZM79 93H81V94H83L82 96H77V94H79ZM241 93V94H242ZM64 94V95H63ZM80 94V95H81ZM227 94V95H228ZM251 94V93H250ZM47 95V98L45 97ZM61 95V96H60ZM69 95V96H68ZM73 95V96H72ZM251 95V98L253 97L254 98V96H252ZM256 95H255V98H256ZM54 96V97H53ZM63 96V97H62ZM66 96V97H65ZM67 96H68V98H67ZM250 96V95H249ZM248 96V97H249ZM50 97H53V99H54V101L53 102H50L49 103V105H51L50 107L52 108L51 110L52 111H49V113L50 114H47V117L46 118H44V119H42V116L41 115H37V114H39V111H37L36 109H37V107H38V110L40 109V107L41 106H43V104L44 105H47V104H45V102L44 101H46L47 99V102L49 101V98ZM55 97H56V99H55ZM60 97V99H58ZM72 97H73V99H72ZM213 97V99L215 100V102H216V104H220L219 106L220 107H222L221 108V112H223L224 111V114L223 115H225V113L226 112H228V110H224V109H227V108H235L236 106H239V108H235V110L233 109H231V111L230 112H232V113H236L237 111H238V113H239V115L241 116V117H243L244 119H245V122H247V120L246 119H248V120H250L249 122H248V124H246V125H252L251 127H252V129L250 128V126L248 127V128H246L245 127V125H244V127L243 128H241V129H243V130H240V127L239 126H241V124L240 125H238L237 126V128L239 127V129H237V128H235V126L237 125V123H236V121L237 120H239V121H237V122H241L240 121V119L242 120V123H243V119L242 118H240V117H237V114H235V116H234V118L233 117H227V119L229 118H233L234 119V121L235 122H233V121H231V120H233V119H225L226 120V124H225V122H223L222 120V122H223V124H221L220 122H219V120L220 119H217L216 118V115H217V117L218 118H220L219 116H220V111H219V113L218 114H216V110L215 109H218V108H215L216 106H214L213 104H214V101L212 100V99H210V98H212ZM2 98V97H1ZM71 98V99H70ZM75 98H77V99H75ZM230 98V97H229ZM244 98H246V96L244 97ZM250 98V97H249ZM251 99V100H254L255 101V99ZM46 99V100H45ZM70 99V100H69ZM78 99H80V100H78ZM257 99V98H256ZM42 100H44V101H42ZM50 100H51V98H50ZM63 100H65V101H63ZM212 100V101H211ZM240 100L242 101L241 103H240ZM245 100V99H244ZM52 101V100H51ZM72 101L73 102H77L78 101V103H72ZM232 101V102H233ZM42 102H44L41 106L39 105L40 103H42ZM227 102V103H226ZM229 102V103H228ZM263 102H264V100H263ZM52 103H54V104H52ZM56 103V104H55ZM72 103V104H71ZM257 103H259V102H257ZM23 104H27L30 108H28L27 107V105H26V108H25V105L23 106ZM70 104H71V106H70ZM215 104V105H216ZM232 104V103H231ZM261 103H259L258 105L260 106V109L261 110H263L262 111V113H264V104H261ZM236 105V106H235ZM34 106V107H33ZM218 106V105H217ZM235 106V107H234ZM75 107V108H74ZM76 108L78 109L77 111H78V115H75V113L74 112H76V111H74V110H76ZM131 108V107H130ZM130 108H128V109H130ZM214 108V109H213ZM244 108V109H245ZM26 109H29V110H34V111H30L29 112V110L26 112ZM81 109V110H80ZM203 109H204V107H203ZM36 110V111H35ZM248 110V109H247ZM83 113H82V112ZM130 112H129V114H134V113H132V111L131 110H129ZM226 111V112H225ZM242 111V110H241ZM246 111V110H245ZM82 114H81V113ZM126 112L128 113V110L126 109ZM125 112V114H127ZM137 112V111H136ZM139 112V111H138ZM228 113L229 114V116H230V114H232V113ZM248 112V111H247ZM52 113V114H51ZM54 113V114H53ZM57 113V114H56ZM77 113V112H76ZM80 113V114H79ZM139 113H141V111L139 112ZM259 114V116L258 117H260V118H262L263 116H264V114ZM30 114V115H29ZM45 114V115H46ZM61 114H65V116H63V117H65V118H63L62 117V120L61 119H59L58 120V118L61 116ZM123 114H124V112H123ZM136 114H138V113H135V116H136ZM143 114V113H142ZM150 114H152V113H150ZM222 114V113H221ZM234 114H232V115H234ZM243 114V113H242ZM246 114H247V116L248 115H250V117H247L246 116ZM25 115V116H24ZM36 116L34 119L32 118V116ZM58 115H59V117H58ZM82 117H81V116ZM145 115V114H144ZM147 115V114H146ZM145 115V116H146ZM219 115V116H218ZM223 115H221V116H223ZM231 115V116H232ZM39 116H40V118H39ZM70 116V117H69ZM85 116H86V118H85ZM129 116V115H128ZM133 117H134V115H132ZM131 115H130V118L131 119H136V118H133ZM141 116L142 115H140L139 116V118H140V120L141 121H144V122H147V123H149V124H145V126H147L146 128H148V129H143V128H145V126H144V124H143V126L144 127H142V124H140V120H138L137 121V119L134 121V123L132 124V122H133V120H132V122H130L131 123V125L127 128H125L124 126L126 125V122H125V125L123 126V124H121L122 126H120V125H118V126H116V127H119L118 129H117V133H116V136H114L113 138V140H114V148H116V149H118L117 151H119V154H120V149H121V147L122 148H125L126 146V148L125 149H123V150H126L127 152H129L130 154H136L138 151V149H136L137 147H134V144H136L135 146H137V145H139V143H140V145H142V144H153L152 146H151V150L155 147V149L154 150H156L157 151V153H158V150L157 149H159V148H161L162 146V149L164 148L165 150H166V148H167V146H168V148H167V154L169 155V156H172V158H175L174 157V155L176 156V151H175V148H172V146L174 145V144H172V143H170L169 141V144L167 143V141H166V143H165V141H164V139H162L163 137H162V135H161V129L163 128L162 127V124H161V122H159V119H156L155 120V122H153V124H152V121H149L150 119H152L151 117H152V115L150 116L149 114H148V116H143V117H145V119L144 118H141ZM150 116V117H149ZM226 116H228V115H226ZM226 116H224L225 118H226ZM73 117H74V119H73ZM78 117H80V119H81V121H80V119H79V121H78ZM136 117H138V115L136 116ZM149 117V118H148ZM202 117V120H201V122H204V118ZM216 118V120H218V121H216V120H213V119H215ZM54 118H56V119H54ZM75 118H77V119H75ZM127 118H129V117H127ZM129 118V119H130ZM149 120H148V119ZM208 118H205L206 120L208 119ZM223 118V117H222ZM237 118H239V119H237ZM47 119V120H46ZM70 119V120H69ZM73 119V120H72ZM131 119H130V121H131ZM143 119V120H142ZM237 119V120H236ZM56 120H57V122H56ZM148 120V121H147ZM158 120V121H157ZM213 120V121H212ZM261 120V119H260ZM74 121V122H73ZM232 122V123H229V122ZM35 122H37V123H39V126H38V124H35ZM42 122H44L45 123V126H43V123ZM78 122V123H77ZM139 122V123H138ZM143 122V123H144ZM151 122V123H150ZM207 122V121H206ZM212 122H213V125H212ZM217 122H219L220 123V125H218L217 124ZM42 123V124H41ZM137 123V124H136ZM230 124V126L231 125H233V126H231V128H228V127H230L229 126V124ZM250 123V124H249ZM255 124V130L256 131H253V132H255V133H252V130L254 129L253 128V124ZM263 123H264V121H263ZM205 124V123H204ZM6 125V126H5ZM40 125H42V126H40ZM55 127H54V126ZM222 125V126H221ZM243 125V124H242ZM51 126H53V127H51ZM228 126V127H227ZM260 126V127H259ZM233 127V128H232ZM242 127V126H241ZM257 127L258 128H260L261 129V132H260V130L259 129H257ZM39 128V129H38ZM46 128V130H44ZM47 128L49 129L48 131H47ZM77 128V129H76ZM124 130H123V129ZM34 129V130H33ZM37 130V132L38 133H36V130ZM1 130V129H0ZM75 130V131H74ZM83 131V132H82ZM232 131V132H231ZM36 133V134H32V136L31 135H29V137L27 136V135H23L22 136V134H31V133ZM40 132V133H39ZM146 132V133H145ZM160 132V133H159ZM12 133V134H13ZM122 133V134H121ZM238 133V134H237ZM39 134V135H38ZM81 134H83L82 136H81ZM87 134H89L88 132H86V135ZM120 136H119V135ZM139 134V135H138ZM146 134H148V135H146ZM164 134V133H163ZM166 134H168L167 132H165V135ZM257 135L258 137H259V139H258V141H257V139L255 140V137H257V136H255V135ZM7 135V134H6ZM35 135V136H34ZM159 135V136H158ZM233 135H234V132H233ZM232 135V136H233ZM253 135V138L251 137ZM260 135H261V138H260ZM0 136H1V138H4L5 137V133H3V132H0ZM25 136H27V137H25ZM31 136V137H30ZM139 139L138 141H140V142H137V138ZM151 136V137H150ZM153 136V137H152ZM157 136V137H156ZM167 136V135H166ZM229 136V135H228ZM235 136V135H234ZM255 136V137H254ZM7 137V136H6ZM60 137V138H59ZM116 137V138H115ZM121 137V138H120ZM169 137V136H168ZM229 137H231V136H229ZM237 137V136H236ZM257 137V138H258ZM0 138V139H1ZM22 138V139H21ZM30 140H29V139ZM78 138V139H77ZM83 138V137H82ZM119 138V139H118ZM136 138V139H135ZM239 138V139H238ZM237 139L238 140H240V144H242V141L243 140H241L240 139V136L238 137ZM250 138H252V140L250 139ZM32 139V140H31ZM33 139H35L34 141H33ZM81 139V140H80ZM231 139V138H230ZM233 139V138H232ZM234 139H235V137H234ZM57 140H59L60 141V144H59V142H58V144H59V146H56L55 144L57 143V142H55V141H57ZM158 140V141H157ZM161 140V141H160ZM257 143H256V142ZM83 142V143H84ZM134 142H136V143H134ZM144 142H147V143H144ZM149 142V143H148ZM61 143H62V145H61ZM138 143V144H137ZM245 143H244V145H245ZM76 144V145H75ZM132 144V145H131ZM249 144H247V146L248 147H250V145ZM25 145H27L26 147H25ZM60 145H61V147H63V149L66 147L67 149H68V153L70 154H68L69 155V157H67L68 159L66 160V157L64 156V155H66V153H67V151H66V153L64 154L63 153V155H62V151H60V152H58V150H57V152L59 153H57V156L55 155L56 153V150H55V152L53 151L55 148L56 149H58V147H60ZM119 145V147H117ZM125 146V147H123V146ZM139 145V146H140ZM243 145V144H242ZM243 145V146H244ZM259 145V146H258ZM70 146V147H69ZM175 146V145H174ZM173 146V147H174ZM55 147V148H54ZM81 147H82V145H81ZM94 147V148H93ZM252 148H253V146H251ZM177 148V147H176ZM245 148V147H244ZM251 148V149H252ZM254 148V149H255ZM8 149V147H6V150ZM64 150H66V149H64ZM63 150V151H64ZM90 150H92V152H94L96 155L97 154H99L100 153V150H98V147H96V146H91L90 147ZM123 150H121V151H123ZM150 150V149H149ZM150 150V151H151ZM154 150H152V151H154ZM160 150V149H159ZM171 150V151H170ZM52 151L55 153V154H53L54 156H56V157H54V156H50V155H52ZM65 152V151H64ZM82 152H83V150H82ZM160 152H161V150H160ZM172 152V153H171ZM155 153V152H154ZM81 154V155H80ZM43 155H44V157H43ZM67 155V156H68ZM78 155H80V161L79 160H76V162H75V159H77L76 157H78ZM20 156V155H19ZM62 156V158H60ZM151 156V155H150ZM23 157H22V160H23ZM51 157V158H50ZM98 157V156H97ZM97 157H95V158H93V160L94 161H98V162H100V163H103L104 161H106V158L104 159L102 156V158L100 157L99 159L97 158ZM19 158V157H18ZM34 158V159H33ZM42 158V159H41ZM44 158H47V160L48 161H51V159L52 158H54V159H52V160H58V159H61V160H63V164L65 165L64 167H67L68 166V168L70 169V170H72V171H64V170H60V169H54L53 168V171H52V169L48 172V171H46L47 172V174H48V176H47V174H46V172H43L42 170H41V168L39 167V166H37L36 168H34V167H32L33 165H35V163H38L39 162V164H40V162H46L45 161V159ZM49 158H50V160H49ZM200 158H202V157H200ZM199 158V159H200ZM0 159L1 160H3V161H0V168L1 167H4L3 165H5V163H3L4 162V156L3 157H1V153H0ZM142 159V158H141ZM18 160H20V159H18ZM27 160V161H26ZM42 160V161H41ZM65 160V161H64ZM143 160L144 159H142V160H140V159H138V164L141 166H145V168H146V172L148 173V175L150 176L153 172H154V176H152V180L154 181V183H158L160 186H161V190L162 191H160V193L159 194H161V196L163 195L164 196V194H163V192H164V190L167 188L166 186H168V184L170 185V184H172V180H173V176H174V180L177 182V178H179L178 179V183H180L179 184V186L177 187L176 185H178L174 180V182L176 183L175 185H170V186H172V188L173 189H175L176 188V192L177 193H179V195L180 196H183V190H181V189H183L182 187H184L186 184L188 185V184H190V182H191V190H190V188H189V190L191 191V192H189L190 194L192 193V194H194V196L191 194V196H193L192 197V199H188L187 198V200H186V202H189L188 204H189V206H186L187 204H184L185 206H183L184 208L185 207H190V208H185V209H187V210H185L186 212L184 213V208H183V215H184V217L185 218H187V217H189V218H194V220H192V219H189V218H187V219H189V220H192V222L193 221H198L199 219L201 220V221H198L200 224L199 225H207L206 227H208V228H210V230H209V232H210V234L211 233H213V234H216V237H217V233L219 232V228H220V233H221V237H222V234L223 233H225V234H223V236H227L226 238H227V241L228 242H231V245L233 246V243H234V241L236 240H238L237 242H238V244H237V246H238V249L240 250V245H241V243H246L245 244V246H241V249H245L246 251H244L243 252V250L241 251L242 253H249L250 251H251V253H250V255L252 256V250L253 249H255V262L257 261V263L258 264H262V263H264V236L262 235V237H260L259 236V231L257 232L256 231V229L257 230H260V234H263L264 233V227H262V228H259V226H264V224H262V223H264V222H262V221H264L263 220V217H262V221L259 219V217H258V219H259V221H257V222H259V223H254L255 221H256V219H257V217H256V219H255V221H253V223H251L249 220H247L249 223H251V224H249V225H247L248 224V222L246 221V222H244V218L245 217H243V214H242V217L243 218H240V216L241 215H237V216H239V218L238 219H241V221H239V223H243L244 224V227H248L249 229H248V231H246L245 232V230H246V228H245V230H244V232H242L243 231V228H242V230H241V228H238L237 229V227L236 226H231V224L232 225H235V222H236V220H235V222H232V221H234V220H232V219H235V218H233V217H231L230 219H229V217L228 216H224V214H227L228 213V215H231L230 214V211L228 212L227 210L229 209L230 210V208H228L227 206H229V204L228 205H224L225 206V208L227 209L226 211V213L224 212L225 210V208H224V206H220L217 202H215V201H207L208 199L210 200L211 198H209L208 196H207V198H205V200H203L204 198H202V196L201 195H199L200 194V192L203 194L204 192H202V190L201 189H199V188H201V186H204V184L203 185H198V184H196V183H194L195 181H198V175H199V171H197V169H198V167H196L197 169H194L193 168V170H191V168H189L191 171H193L192 173H194V174H190V170H188L187 168H188V166L186 167V161H185V159H184V161L182 162V164L181 163H179V167L176 165V168H175V170H177V171H172V172H175V173H171L172 175H171V178H172V180L171 179H168V178H170V177H167L166 175H164V173H161V172H159V171H157V170H155V169H152V168H149V167H147V161L145 162L144 161V163L142 164L141 162H143ZM140 161V162H139ZM198 161V160H197ZM197 161H195V163H196V165L198 166V164L197 163H199V162H197ZM200 161H202L201 159H200ZM28 162H30V164H32V166H28L29 168H27V165H28ZM78 162V163H77ZM136 162V163H137ZM17 163H18V161H17ZM16 163V164H17ZM27 163V164H26ZM61 163V164H62ZM76 163V164H75ZM38 164V165H39ZM137 164V165H138ZM184 164V165H183ZM188 164V163H187ZM71 165V166H70ZM76 165V166H75ZM150 165V164H149ZM200 165V164H199ZM141 166V167H142ZM23 167V168H22ZM34 168L35 169V171L32 169V168ZM72 167H74L73 169H72ZM85 167V166H84ZM115 167H119V165H116ZM137 167H139V166H137ZM185 167V168H184ZM67 168V169H68ZM140 168V167H139ZM138 168V169H139ZM180 168H181V172H179V170H180ZM32 169V170H31ZM67 169H65V170H67ZM135 169H137V168H135ZM18 170V171H17ZM40 170V171H39ZM55 170V171H54ZM106 170V171H105ZM187 170V172H189V173H187V172H185ZM1 171L2 170H0V173H1ZM83 171H85V172H83ZM88 171V172H87ZM103 171H105L106 173H104ZM108 171V172H107ZM60 172H61V174H60ZM63 172V173H62ZM159 172V173H158ZM36 173V174H35ZM44 173L46 174L45 175V178L43 177L44 176ZM101 173V174H100ZM103 173V174H102ZM180 173V174H179ZM2 174V173H1ZM1 174H0V176H1ZM33 174V173H32ZM91 174V175H90ZM98 174V175H97ZM161 174H163L162 176H161ZM179 174V175H178ZM233 175H235V174H233ZM46 176L47 177H49L50 176V178H46ZM170 176V175H169ZM179 176V177H178ZM196 176H197V178H196ZM232 176V175H231ZM158 177H162V178H158ZM165 177V178H164ZM167 177V178H166ZM201 177V176H200ZM228 177H230V175L228 176ZM98 178V179H97ZM101 178V180H99ZM227 178V177H226ZM158 179H160V180H158ZM170 180V182L171 183H166L165 181L166 180ZM201 179H202V177H201ZM239 178L238 177H232V178H228V181L226 180V182H225V184L226 185H231L232 184V181L233 180H238ZM245 179V178H244ZM248 179V178H247ZM1 180V179H0ZM95 182H94V181ZM104 180V181H103ZM250 180V179H249ZM249 180H247V181H249ZM164 181V182H163ZM184 183V181H186V182H188V183H184V185H183V183ZM194 181V182H193ZM199 181H201V183H203L202 182V180H199ZM198 181V182H199ZM206 181V182H205ZM244 181V180H243ZM70 182V183H69ZM87 183L88 185H89V183L91 184L90 186L92 187L91 188V190L92 191H90V192H92V194H94V196L92 195V194H90V196H88V197H85V196H81V195H79V193H80V190H81V188H82V183ZM93 182H94V184H93ZM106 182V183H105ZM109 182V183H108ZM204 182L205 183H207V180L206 179H204ZM227 182H228V184H227ZM234 182V181H233ZM245 183H246V180L244 181ZM243 182V183H244ZM86 183L85 184H83V185H86ZM98 183H100V184H102V183H104V185L102 184V185H99ZM193 183V184H192ZM201 183H199V184H201ZM96 184V185H95ZM99 186H98V185ZM174 184V183H173ZM195 184V186H192V185H194ZM235 184H237V183H235ZM5 185H6V183H5ZM106 185H109V186H106ZM190 185H188V186H190ZM196 185H197V187H196ZM71 186V187H70ZM94 186V187H93ZM176 186V187H175ZM188 186H186V187H188ZM239 186V185H238ZM238 186H237V188H235V185H234V187H232L231 186V189L233 188H235V191H237V189H238ZM247 186H249L248 184H247ZM101 187H102V189H101ZM110 187V188H109ZM169 187V186H168ZM175 187V188H174ZM195 187L196 188H198L199 190H201L200 192H198L197 190H194L195 189ZM211 187H213L212 185H211ZM227 187H229L230 188V186H227ZM63 188H64V186H63ZM98 190L99 188L101 189V191H100V193H98L99 192V190L97 191L96 189ZM185 188V187H184ZM194 188V189H193ZM251 188V187H250ZM106 189V190H105ZM108 189V190H107ZM167 189H169V191H170V189H171V187L170 188H167ZM166 189V190H167ZM172 189V190H173ZM241 189V188H240ZM3 190V192L2 193H4L5 191H6V193H4V194H2L1 193V191ZM180 190V191H179ZM95 191V192H94ZM96 191H97V193H96ZM168 191V190H167ZM179 191V192H178ZM182 191V192H181ZM195 191V192H194ZM234 191V193H236ZM253 191V193L255 192L254 190H252ZM187 192V193H188ZM194 192V193H193ZM231 192V193H230ZM232 192H233V190L231 191H229V195L227 196V197H232L233 196V194H232ZM238 192H240L239 191V189H238ZM55 193H57V192H54V194ZM104 193V194H103ZM188 193V194H189ZM242 193L243 192H241L240 194L242 195ZM253 193H252V197H254L255 198V196L256 195H253ZM71 194V195H70ZM182 194V195H181ZM190 194H189V196H187V197H190L191 198V196H190ZM199 196H198V195ZM205 194V193H204ZM207 195H209L208 193H206ZM205 194V195H206ZM244 194V193H243ZM234 195H236V197L238 196V194H234ZM241 195H239V197L241 196ZM45 196V197H44ZM99 196V195H98ZM159 195H156V197H158ZM201 196V197H200ZM210 196V195H209ZM74 197V198H73ZM203 197H205V196H203ZM210 197H212V196H210ZM227 197H226V199H227ZM242 197L244 198V196L242 195ZM245 197L246 198H248L247 196H246V194H245ZM83 198V199H82ZM84 198H86V199H84ZM90 198V201L88 200ZM159 198V200L162 198V197H158ZM196 198V199H195ZM213 198V197H212ZM243 198H238V202H240V199H243ZM245 198V199H246ZM180 199V198H179ZM182 199H183V197H182ZM233 199V198H232ZM235 199V198H234ZM249 199H251L250 201H252L253 199L252 198H249ZM39 200V198L35 201V203L37 202ZM41 200H39L37 203H41ZM185 200V199H184ZM244 200V199H243ZM248 199H246V201H244V202H248L247 201ZM254 200H256V199H254ZM258 200V199H257ZM88 203H87V202ZM123 201V200H122ZM250 201H249V203H250ZM22 202V203H21ZM86 202V203H85ZM156 202H159L158 200L156 201ZM204 202H206V203H204ZM236 202H237V200H236ZM236 202H234V204H236V205H234L233 204V202H232V204L234 205V206H237V203ZM241 202H242V200H241ZM253 202V201H252ZM255 202V201H254ZM257 202V201H256ZM255 202V203H256ZM261 202H263V201H261ZM260 202V199H259V203L260 204H263V203H261ZM104 204L103 205H105V206H103V208H102V206H100V207H97V205L95 206V207H93V208H96V209H98V210H100V211H102L101 213H103L104 215H106L107 217L109 216V215H107L106 213H108V214H112L111 216L113 217L112 219H113V222L112 223H114V222H116V225L114 226V228H115V231L117 230H119L120 228H119V226L121 225V227H122V225H124V224H129L130 222H133V221H139V223H141L140 221H142V220H144L142 223H145V224H148V226H149V228H151V225L152 224H154V223H152V221H151V225L148 223V221H150L149 219H148V221H147V219H145L147 216H144L143 214H142V207H143V205H141V204H136V202L133 204V201H132V205H131V207H128L127 208V205H125V204H123V205H119L118 207L116 206V208H115V205L113 204V203H111L110 204V201L107 199V202H106V200L103 202ZM180 203V205L178 206L177 205V213L178 212H180V210H178V209H180V208H182V207H180L181 206V200L180 201H178V204ZM229 203H231V201L229 202ZM255 203L254 204H251L250 203V205H255ZM259 203H256V205L255 206H257ZM30 204V205H29ZM84 204V205H83ZM107 204V205H106ZM109 204V205H108ZM241 204V203H240ZM239 203H238V206H242V207H244L243 205V202H242V204L240 205ZM259 204V205H260ZM5 205H8V206H6V207H8V208H6L5 206H4V209H5V211H2V207ZM258 205V206H259ZM106 206H112V208L115 210L116 209V211H114V212H112V208L111 207H109V208H107ZM211 206V207H210ZM234 206H232V207H234ZM249 206V204H247V206H246V208ZM254 206V207H255ZM262 206V205H261ZM264 206V205H263ZM28 207H30V209L28 208ZM39 207V208H38ZM126 207V208H125ZM139 207H141V209L139 208ZM220 209H219V208ZM230 207V206H229ZM253 206L251 207V209L252 208H254ZM260 207V206H259ZM258 207V208H259ZM13 209V212H12V209ZM140 209L139 211H138V209ZM151 210V214L152 215H150L152 218H156L157 216H156V213H157V211H156V207H154V206H151V207H149ZM149 208L147 209L146 208V210H148L149 211ZM239 208V207H238ZM245 208V209H246ZM249 208V207H248ZM247 208V209H248ZM7 209H9L8 211H6ZM32 209V210H31ZM39 209H41V210H39ZM118 209V210H117ZM210 209V210H209ZM212 209V210H211ZM218 209V210H217ZM232 209V208H231ZM239 209H241V207L239 208ZM247 209H246V213L248 214L249 212H251L252 214H253V212L255 213L254 215H256V212L254 211V210H256V207H255V209L254 210H251L250 211V208L248 209V211H247ZM16 210H18L17 212H16ZM35 210V211H34ZM123 210V211H122ZM130 210V211H129ZM222 210H223V212H224V214H222L223 212H222ZM234 211H236L237 210V208L236 209H233ZM244 210V209H243ZM105 211H106V213H105ZM118 211V212H117ZM212 211H214V212H219V213H217V215L218 214H220V217H221V215L222 216H224L223 217V219H225V221L226 222H230L231 220V224L230 223H227V224H229V228H228V226L227 227H225L226 225H224V224H222L221 225V223H222V218L221 219H219L218 217L219 216H216V217H214L213 215L215 214H210V212L212 213ZM232 211V210H231ZM1 212H4V213H1ZM6 212V213H5ZM11 212V213H10ZM18 214H21V215H19V216H22L23 218H24V220H25V222L26 223H29V225H27L25 222H23L24 220H21L23 223H20L21 221H20V218L18 219L17 217H16V219H15V216H14V214H16V213ZM33 212V213H32ZM110 212V213H109ZM126 212H128V213H126ZM155 212V213H154ZM181 212H182V210H181ZM180 212V213H181ZM244 212V211H243ZM8 213H10L9 215H8ZM115 213V214H114ZM154 213V214H153ZM187 213V215L185 216V214ZM231 213H233V211L231 212ZM237 213V212H236ZM245 213V212H244ZM245 213V214H246ZM250 213V214H251ZM259 212H257V214H258ZM6 214H7V217H6ZM29 214V215H28ZM43 214V215H42ZM45 214V215H44ZM114 214V215H113ZM121 214V215H120ZM130 214V215H129ZM131 214H133V216L131 215ZM136 214H138V216L136 215ZM158 214V213H157ZM179 214V213H178ZM250 214H248V215H246L247 217H248V219H252V218H254V216L252 217V214L250 215ZM3 215L5 216V217H3ZM38 215V216H37ZM39 215H42L41 216V218H40V216ZM115 215H117L116 217H115ZM123 215V216H122ZM127 215V216H126ZM136 215V216H135ZM250 215V216H249ZM126 216V217H125ZM140 216V217H139ZM145 218H144V217ZM154 216V217H153ZM158 216H159V214H158ZM232 216H233V214H232ZM236 216V217H237ZM257 216V215H256ZM13 217V218H12ZM26 217H27V220H26ZM31 217H33V218H31ZM117 217H119V218H117ZM134 217V218H133ZM234 217H235V214H234ZM250 217V218H249ZM10 218H11V221H9V222H11L12 223V219H14V225H13V223L10 225L7 221L8 220H10ZM23 218H21V219H23ZM31 218V219H30ZM111 218V217H110ZM131 218H133V219H131ZM138 218H140L141 220H139ZM8 219V220H7ZM28 219H30V221H28ZM114 219H116V220H114ZM125 219L128 221H125ZM219 219V220H218ZM228 219L230 220V221H228ZM257 219V220H258ZM130 220V221H129ZM217 222H216V221ZM16 221H17V223H16ZM38 221H40V222H38ZM238 221V220H237ZM252 221V220H251ZM260 221H261V225H260ZM49 222H51L50 223V225L48 224ZM197 222V223H198ZM220 224H219V223ZM39 225H38V224ZM82 223V224H81ZM123 223V224H122ZM207 223V224H206ZM216 223V224H215ZM224 223V222H223ZM236 223H238V222H236ZM7 224H9V225H7ZM32 224V225H31ZM48 224V225H47ZM218 224V225H217ZM254 224V226L255 227H257V228H255L254 226H252ZM24 225V226H23ZM27 225V226H26ZM47 227H46V226ZM80 225V226H79ZM81 225H82V228H81ZM126 225V226H127ZM224 225V227H220V226H223ZM239 225V224H238ZM251 225V227H249ZM11 226H13V227H11ZM22 226H23V228H22ZM31 228H29V227ZM51 226V227H50ZM54 226V227H53ZM78 226V227H77ZM125 226V225H124ZM231 226V227H230ZM76 227H77V229H76ZM152 227H153V225H152ZM176 227V226H175ZM172 228V229H174V231H175V229H176V233L178 232V230H177V228ZM236 227V228H235ZM243 227V226H242ZM4 228H8L9 229V231H10V233L12 234L11 236H7L6 235V233H4L3 231L5 230ZM34 228V229H33ZM70 228V229H69ZM80 228H81V231L79 232V230H80ZM155 228V227H154ZM154 228H151L150 230L153 232V233H157V234H159V235H161V236H159V237H164V235L165 236H169L170 234H172L173 235V237L175 236V232L174 231H171L172 229L169 227V226H164L163 228H161V229H163V230H158V229H156V230H153ZM171 230H170V229ZM226 228H228L230 231H232L231 229L233 228L234 230H235V232L237 231H239V229H240V233L238 232L237 234H241V232H242V234H244L243 235V238H244V236L246 237V235L248 234V236L243 240L242 239V235H240V236H238L237 234H235L234 233V235H233V232L234 231H232L231 232V234L230 233H228V230L226 229ZM12 229V230H11ZM29 229H30V231H29ZM79 229V230H78ZM224 229V230H223ZM251 229V230H250ZM261 229H263V230H261ZM27 230V231H26ZM65 230V231H64ZM124 230V229H123ZM126 230H128V228L126 229ZM168 230V231H167ZM227 230V231H226ZM116 231V232H117ZM163 231V232H162ZM216 231V232H215ZM229 231V232H230ZM255 231V232H254ZM261 231H262V233H261ZM25 232V233H24ZM74 232V233H73ZM122 232V231H121ZM165 232V233H164ZM253 232V233H252ZM257 232V233H256ZM78 233H81V234H78ZM119 234H120V232H118ZM163 233V234H162ZM175 233V234H174ZM219 233V234H220ZM247 233V234H246ZM36 234V235H35ZM213 234H211L213 237L215 236V235H213ZM246 234V235H245ZM253 234H255V235H253ZM28 235V236H27ZM42 235H44V236H42ZM238 236V237H241V240H239L236 236ZM14 236V237H13ZM31 236H33V237H31ZM78 236V237H77ZM219 236V235H218ZM256 236V237H255ZM117 237H118V235H117ZM212 237V238H213ZM216 237H215V243H216ZM221 237H219L220 238V240H221ZM235 237V238H234ZM226 238H224V239H226ZM77 239H79V240H77ZM82 239V240H81ZM235 239V240H234ZM214 240V239H213ZM212 240V241H213ZM233 240V241H232ZM81 241V242H80ZM185 241V240H184ZM187 241V240H186ZM219 241V240H218ZM217 241V242H218ZM236 241H235V243H236ZM241 241H243V242H241ZM245 241V242H244ZM194 242V241H193ZM192 242V243H193ZM240 242V243H239ZM249 243H250V245H249ZM82 244H84V245H82ZM94 244V243H93ZM185 244H187V243H185ZM185 244H184V246H185ZM193 244H196V242H194ZM216 244H218V243H216ZM92 245V244H91ZM107 245V246H106ZM106 245H104V250H103V253L104 252H106V251H108V252H106L105 254H106V256H107V254L108 253H110V257H112V255H113V253H112V251H111V249L110 250H108L107 249V247L108 246H110V245H108V244H106ZM188 245V244H187ZM2 246L4 247L3 249H5V251L2 249L1 250V248H2ZM6 246V247H5ZM188 246H192L191 244L190 245H188ZM196 246V245H195ZM195 246H193L194 248H195V250H194V254L196 255V253L198 254V252L196 251V247ZM215 246H217V245H215ZM249 246V247H248ZM10 247V248H9ZM186 247V246H185ZM234 247V246H233ZM251 247V248H250ZM8 248V249H7ZM92 248V247H91ZM187 248V249H186ZM185 249L186 250H188V247H186ZM236 248V247H235ZM247 248V249H246ZM252 249V250H250V249ZM250 250L249 252H247V250ZM15 250V251H14ZM52 251V254L51 255H48L47 254V252L48 251ZM91 250V249H90ZM185 250V251H186ZM191 250H193V248H191L190 249V251ZM189 250L188 251H186V254L187 253H189L190 252ZM196 251V252H195ZM4 252H6L7 253V255H4V254H6V253H4ZM10 254H9V253ZM84 252V253H83ZM91 252H92V250H91ZM17 253V254H16ZM89 253V252H88ZM96 253H100V252H94L93 251V254L94 255H97ZM191 253V252H190ZM19 254V255H18ZM64 254V255H63ZM85 254V255H84ZM192 254V253H191ZM10 255V256H9ZM44 255H46V256H44ZM49 257H48V256ZM89 256L90 255H92V254H88ZM188 255V254H187ZM194 255V256H195ZM105 256V257H106ZM184 257H187L186 255H183ZM197 256V255H196ZM198 256H199V254H198ZM198 256H197V259H195L196 261L198 260V262H199V259H198ZM201 256V255H200ZM215 256V255H214ZM254 256V255H253ZM252 256V257H253ZM22 257V258H21ZM46 257V258H45ZM92 257V256H91ZM91 257H90V259H91ZM97 257V256H96ZM104 257V258H105ZM189 257V256H188ZM184 258V259H187V262H188V260L189 259H191V257H193V256H190L189 258ZM206 258H207V261L209 260H211L212 259V261H214L215 259L213 258V256H210L211 257V259L209 258V256L207 257V256H205ZM204 257V258H205ZM9 258V259H8ZM21 258V259H20ZM50 258V259H49ZM93 258V257H92ZM144 258H145V260L146 259H148L147 261H144L145 263H142L141 262V260H139V262L138 261H134V263L133 264H135L136 262H137V264L139 263H141V264H148V263H151V260L147 257L146 258V256H144ZM193 258H196V257H193ZM192 258V259H193ZM201 258V257H200ZM14 259H17V260H19V261H17V260H14ZM111 259V258H110ZM110 259H108V260H110ZM113 259H114V257H113ZM140 259H142V257L140 258ZM201 259H203V257L201 258ZM200 259V261H202ZM214 259V260H213ZM53 260V261H52ZM77 260H78V262H77ZM83 260V261H82ZM92 260V259H91ZM103 260V263H104V259H102ZM61 261H63V262H61ZM87 261H85L87 264L89 263V262H87ZM107 260H105V262H106ZM110 261H112V260H110ZM196 261H189L188 263L187 262H184V263H187V264H189V263H191V264H199V263H197ZM206 260L205 261H202L201 262V264L203 263V262H205L204 264H206V262H207ZM208 261V262H209ZM222 261V260H221ZM239 261H241L240 259H239ZM17 262V263H16ZM115 262V261H114ZM216 262L218 263L219 261H217L216 260ZM228 262H230L231 264L232 263H234L235 264V262L233 261V262H231L230 260L228 261ZM228 262H225V263H228ZM251 262V261H250ZM255 262H254V264H255ZM90 263H91V261H90ZM89 263V264H90ZM112 264H113V262H111ZM222 264H223V262H221ZM221 263H219V264H221ZM252 263H253V259H252ZM79 264H85L84 262L83 263H79ZM108 264H110V262L108 263ZM207 264H211V263H207ZM213 264V263H212ZM214 264H215V262H214ZM229 264V263H228Z\"/></svg>",
  "mask_w": 264,
  "mask_h": 264
}]
</instances>
